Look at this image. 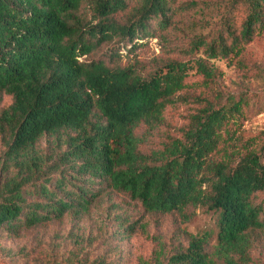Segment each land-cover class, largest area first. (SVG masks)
I'll list each match as a JSON object with an SVG mask.
<instances>
[{"label":"trees","instance_id":"1","mask_svg":"<svg viewBox=\"0 0 264 264\" xmlns=\"http://www.w3.org/2000/svg\"><path fill=\"white\" fill-rule=\"evenodd\" d=\"M195 7L190 0H0V94L10 98L0 109V230L81 217L114 192L147 213L186 221L202 208L215 217L213 244L207 232L178 227L186 243L161 247L145 264H252L264 236V131L244 138L236 126L264 97L217 90L221 72L211 61L243 66L247 45L264 34V0H227L220 24L194 34L182 59L156 61L146 73L113 63L167 41ZM191 70L202 80L190 93ZM179 106L189 108L179 136L142 152L135 128L154 127L166 107ZM44 138L52 139L46 150ZM132 232L123 221L117 234Z\"/></svg>","mask_w":264,"mask_h":264},{"label":"rangeland","instance_id":"2","mask_svg":"<svg viewBox=\"0 0 264 264\" xmlns=\"http://www.w3.org/2000/svg\"><path fill=\"white\" fill-rule=\"evenodd\" d=\"M190 1H194L196 7L176 20V25L166 34L167 41L124 54L113 63L120 66L134 64L137 71L146 73L156 61L182 59L180 49L194 34L218 26L227 6V0ZM127 15L124 12L115 18L123 21ZM241 18L242 13H237L235 19L239 22ZM104 52L105 48H102L93 54L103 57ZM211 64L221 72L214 86L217 90L231 94L245 90L260 99L264 97V34L247 45L243 66L227 65L222 59H214ZM189 74V92H197L202 79L192 70ZM9 103L10 98L0 94V109ZM188 110L187 106L166 107L156 126L149 128L140 123L134 130V134L142 139L139 149L147 153L162 148L171 137H178L186 124ZM236 128L244 138L264 131V106L252 109ZM50 140L44 138L39 143L42 150L49 147ZM3 150L0 140V153ZM2 177L0 172V182ZM32 200L34 197H27V201ZM177 218L147 213L136 201L112 192L94 203L81 217L66 214L60 220L32 228L14 232L1 229L0 264H90L98 261L105 264H145L158 255L161 247L168 250L186 243L183 237L175 236L178 227L191 234L207 232L211 235V243H214L216 223L212 212L197 208L188 220ZM123 221L133 224L134 232L127 237L117 234ZM251 259L252 264H264V236L252 251Z\"/></svg>","mask_w":264,"mask_h":264}]
</instances>
